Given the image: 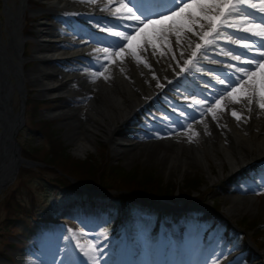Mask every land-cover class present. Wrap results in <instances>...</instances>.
<instances>
[{"label": "bare ground", "instance_id": "bare-ground-1", "mask_svg": "<svg viewBox=\"0 0 264 264\" xmlns=\"http://www.w3.org/2000/svg\"><path fill=\"white\" fill-rule=\"evenodd\" d=\"M141 1L149 3L151 0ZM26 2L27 0H20L19 5L16 2L6 3L4 10L2 9L3 12L0 13V163L3 164L7 158L10 159L9 155L12 148L8 137L19 119L18 112L15 113L11 106V95L14 89L17 87L24 96L27 83H39L43 87L42 91L45 95L54 96L59 92L66 96L72 95L76 85L72 86L71 83H65L63 80L66 81V77L74 76L75 81L84 82L87 71L81 66H67L64 63L92 57L109 59L102 72L98 74L99 78L94 83V90L90 92L92 95L89 94L90 100L88 102H90L89 106H86V108L89 107V111L83 116L84 118L76 116L75 112L78 108L73 106L61 107L57 113L66 118L65 127L73 128L71 135L76 141V152L85 155L87 149L93 145L92 142L96 133L101 132L105 136H114L127 124L135 121L136 116L140 115L142 111L149 114V112L156 111L159 102L166 105L162 97L166 94H173V88L178 89V93L174 94L175 97L180 100L188 98L185 101L188 105H195L197 101L202 102L203 93L209 92V87L213 86L204 79L203 75L197 72L205 66L207 70H204V73L214 70L212 65L206 63V60L221 62V68L231 78L237 79L244 75L236 72L235 68L248 65L246 61L249 54L242 56L240 61H236L231 56L221 59L215 51L227 43L226 49L238 55L239 53L235 51L244 50L243 44L247 41L239 39L241 36H247L249 40L258 39L252 35V31L245 33L244 28L259 23L245 18L242 14L228 15L226 12L217 21V32L224 33L219 36L212 31L207 19H202L200 16H189L187 17L189 22L184 27L179 25L167 27L163 33H153L152 29H147V35L154 37L155 47L148 42L146 37L138 36L132 42L136 49L135 54L131 49L125 47L123 54L116 56L114 52L119 51L118 47L109 48L108 53L97 52V49H103L107 46L95 39L80 35L77 28L86 26L102 36H114L108 29H111L112 32L119 31L136 35L133 32V27L136 26L135 22L126 18L127 13L120 4V0H97L96 4L87 2V0H50L48 4L66 17L67 29L45 26L40 21L35 29L36 43L31 50L32 55L41 60H38L35 67L32 65L30 70L25 71L21 69V63L24 59L22 48L25 38L21 34L23 25L21 22L23 14L26 13ZM232 3L239 7L235 0H232ZM261 3L262 0H255L256 7L250 8L249 11L264 15L259 9ZM219 12L220 10L217 8L208 7L202 15L218 16ZM234 16H238L235 18L240 19L242 23L229 20ZM166 23L171 25V21ZM126 26L129 28L125 29ZM138 27H142V25ZM189 27L192 31H188ZM206 32L211 33V35L205 36ZM229 36H231V40ZM42 39L46 40L41 41ZM233 40L237 42L233 44ZM127 43L126 41L125 45ZM197 44L200 45L199 49L196 48ZM205 49L208 50V54L201 59V54ZM193 52L196 53V56L192 55ZM251 68L253 71H259L255 64ZM212 74L215 72L212 71ZM212 74H207V78H211L214 83H217V78H214ZM184 75L188 76L186 80L190 86L177 85V82L183 79ZM195 81H198L199 85L193 83ZM246 84L247 77L245 81L225 89L223 95L217 99L219 104L216 101L210 104L205 114L197 119L184 134L166 141L167 145H163L160 140L157 142L154 139L148 142L129 141L127 143L129 146L127 149L125 148L126 157L141 158L147 163L157 159H164L168 164L171 161L177 162L173 170L180 175H182L181 172L184 168H202L207 172V180L213 182L214 177L209 176V174L211 175L210 166H212L210 165V158L216 156L221 160L218 164L220 171L224 168L225 161L229 165L230 180L238 181L235 177L240 175V178L250 182V172L254 173L253 170L255 171L264 165V109L259 108V96L253 95L251 91L233 92V88L244 89ZM88 89L92 88L88 85ZM230 92L232 95L228 94ZM186 93H190V97H186ZM249 97L253 100L251 105L247 104ZM233 111L241 116V120L238 121L232 115ZM119 114H122L123 117H119ZM68 116H75V118L67 120ZM105 118L109 122H105ZM115 118L116 120H114ZM93 119L96 120L95 124L92 123ZM118 122L122 124L118 125ZM196 128L202 135L201 141L191 138V134L193 131L195 132ZM193 134L196 135V133ZM10 161L7 165L8 170L13 166L12 156ZM0 170L2 172L0 175L1 183L8 170L3 168V165H1ZM221 192L226 195L225 199L228 201V204L224 205V210L230 215L242 214L247 207L255 212L259 210L264 212V201L261 204L250 195L246 196L245 193H238L231 188L224 187ZM71 226L68 222L67 228H71ZM87 244L85 236H78L69 242L63 250L46 249L44 255L38 251V248L31 247L30 251L19 252L18 264H38L42 261L44 264H88L83 256L77 260L70 254L72 247H76L79 254ZM97 249L101 254L99 264H117V253L116 251L110 252L113 247L109 241H104ZM86 251L90 252L91 255L96 253L93 250ZM128 251L129 255L127 254L123 258L125 264H135L134 256L131 257V255L137 254L136 248H128ZM54 256L59 261H52ZM226 257L231 259L232 254L228 252ZM252 259L250 264H262L264 251H259ZM151 264H156L155 259Z\"/></svg>", "mask_w": 264, "mask_h": 264}, {"label": "rangeland", "instance_id": "rangeland-1", "mask_svg": "<svg viewBox=\"0 0 264 264\" xmlns=\"http://www.w3.org/2000/svg\"><path fill=\"white\" fill-rule=\"evenodd\" d=\"M48 1L50 0H27L26 2L27 9L25 10L26 13L22 16L23 20L21 22L23 24L21 34L25 37L22 48V56L24 57L22 61L23 63H21L22 70H30L38 63V60L32 55L31 50L35 45L34 43H36L35 29L37 24L40 21L45 23V26L52 22L54 24L56 23L55 21H47L45 19L47 15L54 14L53 12L55 11V7L53 8V6H50ZM161 1L164 3L163 5H154L155 2H149L147 4L144 2H138L137 6L145 15L153 17L156 12L164 11L165 8L170 7L169 0ZM250 1L251 0H246V3H244L243 6L248 5ZM11 2H16V4L19 5L20 0H0V13L3 12L6 3L10 4ZM237 3H239V0H237ZM1 18L3 19L2 16ZM78 30L79 34L84 37L91 35L96 39H103L108 47L124 43L118 37L101 36L97 33L92 34L87 27H80ZM108 60L109 59L104 58H89L88 61L77 60L64 63L67 66H81V63H84L87 65V70L91 71V73H88L85 82L76 80L77 83L73 79L74 76L66 77V81L63 80L65 83H71L72 86L76 85V87H74L75 92L70 96H66L62 92H59L60 94L56 93L54 96L45 95L42 91L43 87L39 83L26 84L22 114L23 123L19 127L15 136L21 148L23 146L29 148L39 147L40 151L35 155L38 158H44L47 151V148L45 147L46 139L42 136L36 126L42 121H48L51 123V128L59 137L62 145L66 148V151L74 159L83 160L91 155L97 159L100 158L103 144L107 147L109 159L113 163L120 166L124 172L136 171L138 178L144 174H152L155 178H158L161 181L162 185L174 183L179 187H182L183 184L187 183L189 180L201 181L202 184L199 189L203 192L200 194V202L196 203L194 207L190 202L183 204V200L180 198L178 200H171L168 203L177 204L178 206L185 205L187 208L185 209V213L187 214L199 209L200 212L198 219L202 220L204 223L210 222L211 224H214L216 228L210 230L209 224H205L200 226V229L197 230L195 228L196 222H191L190 225L173 227L167 221H163L162 227L164 230L162 232L164 237H173L174 235L176 241L172 240L170 246L168 244L163 246L162 257L171 260V258L176 255L177 251H181L183 253L186 252L187 254H185L187 260H184L187 262L184 264H198L195 263L197 260L200 264H236L237 261H242V264H250L256 253L264 251V246L260 249L256 248L255 244L250 240V237H252V239L259 237L258 240H256V243H258L261 240L260 237H264V212L261 210L255 212L247 207L242 214L230 215L226 213L224 205H227L228 201L225 199L226 195L221 192V189L226 187L236 190V192L241 194L245 193L244 195H250L255 201L262 204L264 201V189L257 188L256 185L252 183L253 177H257L256 183H259L257 174H252V172H250V182L240 178V175L235 177L238 181L230 180L226 177L228 175L229 165L225 161L221 174L218 166L221 160L214 156L213 158H210V165L212 166H210L211 175L209 174V176L214 177L215 180L209 182L207 180V172L202 168H184L183 171L185 173L182 171V175H180L173 170L175 165H177V162L174 163L171 161L173 164L171 162L168 164L164 159H157L147 163V161H144L141 158L132 159L125 155V150L129 146H127L129 141L138 140L148 142L154 139L157 142L160 140L163 145H167L168 143L166 141L169 139L184 134V132L195 123L196 119H199L202 114L207 112L208 106L217 100L218 96L224 91L223 85L215 83L214 86L209 87V92L203 93L204 96L206 95L204 99H202L203 104L195 105H188V103H185L188 98L186 100H180L175 97L174 94L178 93V89L173 88V94H166V96L162 97V99L165 100L166 105H162L159 102V107L157 108L158 105L156 106L157 109H155V112H149L148 114L147 112L142 111L140 114L141 116H136L137 119L135 121L131 122V124H127L114 136H105L101 132L96 133V136H94L95 139L92 142L93 145L89 147L85 155H83L75 150L76 141L71 135V133H73V128L65 127L64 121L66 118L59 116L57 113H59L61 110L59 108L61 107L67 108L73 106L78 108L75 112L76 116L84 118L83 116L89 111V107L86 108L87 105L89 106L90 102H88V100H90L89 94L92 95L90 92L94 90V83L97 81L96 79L99 78L98 74L102 72L105 65H107ZM197 72L199 73L198 70ZM219 73L221 74H219L220 79L224 80L226 82L224 84L228 85L229 80L227 81L223 79L222 74L224 73H222V71ZM91 74L92 77L90 76ZM187 77V75H184L183 79L177 82V85L190 86L188 80H186ZM234 79L235 78H231L232 85H235L236 83L237 79ZM12 80L14 81L13 77ZM193 83L197 84V81ZM88 85L92 89H88ZM21 95L22 94L17 87L11 95V106L15 113L20 110ZM190 95V93L185 94L186 97H190ZM149 110L152 111V109ZM73 117L75 118V116H68L67 120L74 119ZM119 117H123L122 114H119ZM114 120H116V118ZM105 122H109V120L105 118ZM92 123L95 124L96 120L93 119ZM121 124V122H118V125ZM193 133H196V135ZM191 135V138L201 141L202 135L197 131V128ZM184 148L186 149V147ZM28 160L34 162V165L29 166L32 168H35L37 163H39H36V161L32 159ZM21 167L28 166L22 165ZM256 170L258 171V169ZM19 173L20 170L12 182L9 183L0 193V264H18L19 252L26 250L30 251L31 247L39 249L45 247L50 250L60 251L66 247V244L78 236L86 237L88 246L85 245V249L91 248L92 246L99 247V245L107 240L116 244L119 253L118 261H120L122 256L125 255L126 251L124 243L128 244L127 247H133L134 245L135 247L137 246V250L140 252L139 254H145L146 259L148 258L147 254L151 252V249L143 236L141 238L134 237L132 230H130V226L126 227V229L119 226L117 228L119 232L127 231L129 233L131 232L133 235L131 237H123L126 242L125 240L122 242V237L120 238L118 235L116 236V234L113 233L112 228L110 229L106 227L108 224V218H106L105 215L100 214L98 210H90L91 207L88 204L82 205L76 203L78 201L76 198L77 194L54 187L47 181V179L54 176L52 171H44L42 179L41 176H38L36 173H26L22 176H19ZM221 175L223 176L222 179L219 177ZM12 192H14V197L19 203L25 205L27 208L30 207L31 201H33L34 207H32L35 209L34 220L26 218L22 213L8 215L5 205ZM89 193L94 194L95 192ZM175 194L176 191L174 195ZM210 208H217L218 215H216ZM115 215L116 214H114L111 219H114ZM51 219L54 221L62 220V222L49 223L47 226H42L35 222V220L48 222ZM68 222L72 225L71 228H67ZM159 225L160 223L156 225L158 237L157 245L160 236ZM72 227L75 228L72 229ZM19 233L24 236L20 238ZM12 236L19 238L20 241L14 240ZM178 242H184L183 248L177 246ZM144 249H146V251ZM71 252H75V250L72 249ZM228 252L232 254L231 259L226 257ZM3 256H6L8 259H4ZM189 259L195 260V262ZM146 263L148 264V262ZM262 264H264V262Z\"/></svg>", "mask_w": 264, "mask_h": 264}, {"label": "trees", "instance_id": "trees-1", "mask_svg": "<svg viewBox=\"0 0 264 264\" xmlns=\"http://www.w3.org/2000/svg\"><path fill=\"white\" fill-rule=\"evenodd\" d=\"M36 128L46 139V154L44 158H38L35 154L40 151L39 147L23 146L21 155L39 163L35 168L21 167L19 176L36 173L42 179L43 172L50 170L54 173L53 177L47 179L51 185L78 194V203H90L98 206L101 212L107 214L108 217L114 213L110 210L115 209L116 214L119 215L115 219L116 222L122 223L121 219L125 218L137 226L138 222L133 217L132 210H136L141 215L158 216L175 221H178L179 218L183 220V212L175 213L166 207L162 208L156 205L162 201H165L166 204L171 200H176L175 191H177L178 198L183 200V204L200 202V194L203 192L199 189L201 181L189 180L179 187L174 183L162 185L161 181L152 174H144L138 178L136 171L124 172L120 166L113 163L109 159L107 147L103 144L100 158L97 159L91 155L86 159L77 160L66 151L59 137L51 128L50 122L42 121L39 125L37 124ZM80 184L84 185L87 192H83ZM121 191H127L129 194L121 193ZM13 193H10L9 200L5 205L8 215L22 213L26 217L31 216L35 211L33 201L27 208L19 203ZM170 205L173 204L170 203ZM195 215L196 213L192 216ZM255 239L258 240V237ZM263 244L264 238L257 243V246L262 247Z\"/></svg>", "mask_w": 264, "mask_h": 264}, {"label": "snow or ice", "instance_id": "snow-or-ice-1", "mask_svg": "<svg viewBox=\"0 0 264 264\" xmlns=\"http://www.w3.org/2000/svg\"><path fill=\"white\" fill-rule=\"evenodd\" d=\"M87 2L96 4L97 0H87ZM169 2L171 6L165 8L164 11L156 12L154 15L158 18L153 19L150 16L145 15L144 12L141 11V9L137 6L138 0H127V2H125V0H120V4L122 5L124 11L127 13L126 18L135 22L136 26L133 27V32L136 35H132L127 32H112L111 29H108V31L111 32V34L115 37L120 38L122 41L128 42L126 45L124 43L118 44L117 47L119 51H115L114 54L116 56H121L124 52L125 47L131 49L133 54H135L136 49L132 42L137 39L138 36L146 37L148 42L151 43L153 47H155L154 37H150L147 35V29H152L153 33H163L165 28L167 27H175L177 25H179L180 27H184L189 22L187 19V17L189 16H200L202 19H207L212 28V31L216 32L217 36L222 35L224 34L223 32H217V21H219L220 18L223 17L226 12L228 15L244 14L243 4L246 3V0H239V7L233 5L232 0H169ZM250 6L252 8L256 7L255 4H251ZM208 7H214L219 9V15H202L203 11ZM117 11H119V9H117ZM260 12L264 13V0H262L260 6ZM247 15L252 14L248 13ZM245 18H247V16H245ZM169 21H171V25L166 23ZM139 25H142V27H138ZM252 28L258 29V31H252ZM188 31H192V29L189 27ZM250 31H252L253 36L258 37L260 39L252 40L251 44H243V48L245 51L240 52V54L238 55L233 54L231 50L225 51L224 55L231 56L233 60L240 61L242 56H248V53L253 51V47L257 50H260L258 55L248 56V59L246 61L249 66L253 64L257 65L259 68L258 72L253 71L251 67L235 68L236 72L244 74L237 78V83L245 81V78L247 77V84L244 89H241L239 87L233 88V92H238L241 90L245 92L251 91L253 95L259 96V108L264 109V16L261 17L260 24H252L251 27L244 28L245 33ZM204 35L208 36L211 35V33L206 32ZM229 39L231 40V36H229ZM239 39L247 40L248 37L241 36ZM236 42L237 41L235 40L232 41L233 44H235ZM196 48L199 49L200 45L197 44ZM96 51L108 53L109 48L106 47L103 49H97ZM207 54L208 50L205 49L201 54V59L207 56ZM192 55L196 56V53L193 52ZM217 80L221 84L225 83V81L220 80L219 77H217ZM227 87H232L231 78H229V83L228 85H226V88ZM228 94L232 95L231 92ZM221 95H223V93H221ZM233 99H236V97H233ZM216 103L219 104V101H216ZM197 104H202V102L197 101ZM247 104H253V100L251 97L248 98ZM232 115L235 116L238 121L241 120V116L238 115L235 111L232 112ZM257 176L259 178V183H256L257 177L252 178V183L255 184L257 188L264 189V169H261ZM92 247L94 248L95 246ZM84 254L86 256H89L90 259H94L90 252L86 251ZM236 264H242V261H237Z\"/></svg>", "mask_w": 264, "mask_h": 264}, {"label": "water", "instance_id": "water-1", "mask_svg": "<svg viewBox=\"0 0 264 264\" xmlns=\"http://www.w3.org/2000/svg\"><path fill=\"white\" fill-rule=\"evenodd\" d=\"M23 105H24V96L21 95L20 110L18 111V117H19V121L18 122L19 123L17 122V124L12 129V131L10 132V135L8 137L10 145H11V148H12V152L9 155L10 159L7 158L5 160L4 164L0 163V167H1V165H3V168L5 167L8 170L7 165H8V163L11 162L10 160H11V156H12L13 157V166L8 171H6L5 176L3 178V181L0 183V193L16 177V175L19 172L20 167L22 165H26V166L34 165V162L26 159L25 157H23L21 155V146L19 145L18 141L15 138L19 127L23 123V116H22V114H23ZM1 174H2V172L0 170V175Z\"/></svg>", "mask_w": 264, "mask_h": 264}]
</instances>
